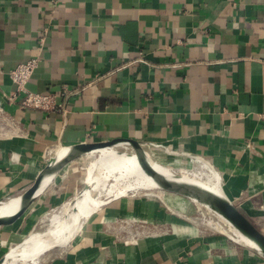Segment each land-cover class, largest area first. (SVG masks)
<instances>
[{
    "label": "crops",
    "instance_id": "obj_1",
    "mask_svg": "<svg viewBox=\"0 0 264 264\" xmlns=\"http://www.w3.org/2000/svg\"><path fill=\"white\" fill-rule=\"evenodd\" d=\"M33 58L27 89L55 95L57 111L6 100L9 72ZM0 104L19 133H0V203L54 167L57 148L127 139L168 167L207 162L264 234V0H0ZM78 163L0 226V259L79 192ZM146 202H110L41 264H264L233 234L238 243L178 226L128 235L158 219Z\"/></svg>",
    "mask_w": 264,
    "mask_h": 264
},
{
    "label": "bare ground",
    "instance_id": "obj_2",
    "mask_svg": "<svg viewBox=\"0 0 264 264\" xmlns=\"http://www.w3.org/2000/svg\"><path fill=\"white\" fill-rule=\"evenodd\" d=\"M122 145H127L131 153H121L116 150L117 146ZM71 153L72 148H57L52 156L54 158L52 163L66 159ZM144 156L149 165L164 179L172 183L192 185L228 199L222 189L219 174L207 162L196 159L194 161L196 166L192 170L189 172L186 170L187 172L179 175L175 170L153 161L148 152L144 151ZM82 157L89 160L88 168H86V183L82 190L46 213L41 218L39 223L41 228L38 229L44 235L37 238H31V235L25 237L4 254L2 264H41L40 260L46 250L66 246L82 230L85 222L110 202L128 195L142 193L151 195L155 191L158 193L155 195H160L163 191L161 186L142 169L135 152L128 143L121 142L94 149L79 158ZM52 177L49 175L43 179L36 196L42 193ZM191 200L205 208L217 220L216 228L223 227L225 228L223 230L235 235L239 241L247 243L244 245L260 250L253 240L240 233L208 204L192 197ZM21 207V195L11 201L1 202L0 219L13 217Z\"/></svg>",
    "mask_w": 264,
    "mask_h": 264
},
{
    "label": "water",
    "instance_id": "obj_3",
    "mask_svg": "<svg viewBox=\"0 0 264 264\" xmlns=\"http://www.w3.org/2000/svg\"><path fill=\"white\" fill-rule=\"evenodd\" d=\"M125 142L128 143L133 151L135 152L138 161L142 169L151 176L164 191L180 195L188 198H195L198 201H202L208 204L213 210L217 211L222 217H224L230 224L237 229L240 233L253 240L264 253V234L252 223L249 219L237 209L228 199L220 197L204 189L192 186L172 183L164 179L159 173H157L147 162L144 156V150L141 145L135 141L127 139H115L104 143L95 144H81L72 147V153L66 159L59 161L54 167H49L40 173L33 183V185L26 191L22 196V207L16 215L8 219H0V226L8 225L19 218L29 207L30 201L35 196L40 183L46 176H54L68 163L73 162L79 157L83 156L89 151L98 148H104L113 146L117 143ZM3 257L0 259V264L3 262Z\"/></svg>",
    "mask_w": 264,
    "mask_h": 264
},
{
    "label": "rangeland",
    "instance_id": "obj_4",
    "mask_svg": "<svg viewBox=\"0 0 264 264\" xmlns=\"http://www.w3.org/2000/svg\"><path fill=\"white\" fill-rule=\"evenodd\" d=\"M116 150L121 152V153H127V154L131 153L130 148L127 145L117 146ZM78 162L79 163H78L77 167H79L78 168L79 169V175L82 176L81 185L79 188V191H81L84 184L86 183V178H87V169L86 168H88L89 160L82 157V158L78 159ZM157 163L161 164L162 166L168 167L167 165H164L161 162H157ZM195 166H196L195 162H187V163L181 164L177 167L172 166L169 168L175 170L177 172V174L180 175V174H182V172H187L186 170H188V172H189ZM158 192H159V190H158ZM154 193L158 194L156 191ZM140 195L142 198L147 199L146 205L148 207H149V205L157 206V208L155 210H153V212L151 214L154 213L153 216L158 217V219L142 220V221H138L137 222L138 224L132 223V224L128 225V226H130V231H132L133 233L138 232L141 235H144L147 233V231L150 232L149 229L154 230V231L155 230L156 231L157 230L164 231V230L171 229L172 226H175V227L178 226L179 228L193 229V231H200V232H204V233H208V234L225 235V236L230 237L234 241H236L232 236L229 235L230 233H228L227 230H223L225 228H223V227L222 228L221 227L216 228L217 226L215 227V225H217L216 224L217 220L212 215H210L205 208L196 205L191 200V198L176 195V194L164 191V190L162 192H160V195H159L160 198L155 197V196L146 197L143 195V193ZM144 210H147V208H145ZM149 213H150V211H149ZM148 221H150V222H148ZM39 226H40L39 223H35L33 225V227L30 228L32 231L29 230L26 233V236H28L30 234L31 238H37V237L42 236V234L44 235V233H42L38 230L41 228V227L39 228ZM45 226L42 227V229L45 228ZM29 232H31V233H29ZM25 237H22V238H25ZM10 247H11V245H10ZM60 247H56V248H60ZM56 248H53V249H56ZM53 249L46 250L45 253L47 252V255H48L49 253L52 252L51 250H53ZM7 251H8V249H6L3 254H5ZM40 263H41V260H40Z\"/></svg>",
    "mask_w": 264,
    "mask_h": 264
},
{
    "label": "built area",
    "instance_id": "obj_5",
    "mask_svg": "<svg viewBox=\"0 0 264 264\" xmlns=\"http://www.w3.org/2000/svg\"><path fill=\"white\" fill-rule=\"evenodd\" d=\"M39 65V59L33 58L25 63H22L9 72V76L16 88L14 92L6 96L9 103L18 102L23 109H38L47 112L57 111L55 104V95H42L31 92L27 89V84ZM16 123L6 112L5 108L0 104V133L6 135L19 134ZM128 235L138 233L128 232ZM133 239V237H132Z\"/></svg>",
    "mask_w": 264,
    "mask_h": 264
}]
</instances>
